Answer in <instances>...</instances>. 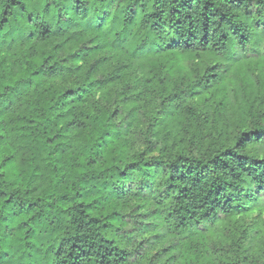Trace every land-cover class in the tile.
I'll return each mask as SVG.
<instances>
[{"label": "trees", "instance_id": "trees-1", "mask_svg": "<svg viewBox=\"0 0 264 264\" xmlns=\"http://www.w3.org/2000/svg\"><path fill=\"white\" fill-rule=\"evenodd\" d=\"M251 53L264 61V0H0V264H129L146 229L125 230L129 197L187 244L166 264H264V224L245 222L264 212ZM236 89L257 120L227 116ZM137 104L199 125L204 150H137L118 118Z\"/></svg>", "mask_w": 264, "mask_h": 264}, {"label": "rangeland", "instance_id": "rangeland-1", "mask_svg": "<svg viewBox=\"0 0 264 264\" xmlns=\"http://www.w3.org/2000/svg\"><path fill=\"white\" fill-rule=\"evenodd\" d=\"M249 68L251 72H264V61L260 57L259 53H251L249 59L242 63ZM236 73L242 70L244 74L243 66L236 65ZM263 74V73H262ZM247 88L246 95L249 99L254 98ZM239 97H243V93L238 89L233 90L230 93L228 107L225 110L227 116L231 117L234 115L237 118H242L246 122L251 120H257L256 115L250 116L247 113L242 114L241 108L238 107L235 102H238ZM200 102V101H199ZM233 103V105H231ZM158 107H161L158 102ZM135 107V113H129V110L120 109L121 113L118 117L122 124L127 128L128 132L134 138L135 148L139 151H145L146 156H155L161 154V149L167 151H177L184 150L189 155L197 156L204 150V144H207V138L205 132L201 130V127L191 122L190 120L183 121H170L171 117L167 116L162 122H157L151 119L150 114L138 106ZM201 102L196 104V107H200ZM204 114L215 113V110L211 106L203 108ZM215 122H221L215 119ZM157 124V125H151ZM158 126L161 130L156 133ZM152 192L156 190V185L153 182L149 183ZM126 185H129L128 183ZM145 194H148L147 190H144ZM129 205L125 209L123 207L122 211L125 213V230L134 232L139 230V224L146 227L144 231H139L134 237V241L130 246V251L132 252L129 264H166L167 260L170 258L172 261L178 262L179 258H182L187 253V244L181 245L180 247H175V239L172 236L167 235L166 230L161 225L154 223L155 219L150 216V213L146 212L145 202L141 198L129 197ZM155 210L154 208H152ZM246 223L251 224L259 222L264 224V212L262 214L253 213L250 217L246 218ZM264 239V238H263ZM216 240V241H215ZM212 240L211 245L220 243V239ZM185 251V252H184ZM253 250L249 255L253 254ZM258 256L257 254H255ZM255 259L249 257L246 264H254Z\"/></svg>", "mask_w": 264, "mask_h": 264}]
</instances>
